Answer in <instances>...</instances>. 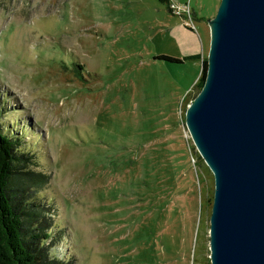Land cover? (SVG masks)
I'll use <instances>...</instances> for the list:
<instances>
[{
  "label": "rangeland",
  "instance_id": "374dc122",
  "mask_svg": "<svg viewBox=\"0 0 264 264\" xmlns=\"http://www.w3.org/2000/svg\"><path fill=\"white\" fill-rule=\"evenodd\" d=\"M172 1L189 18L158 0H0V131L49 223L42 264H210L213 175L180 109L201 61L156 56L182 58L187 34L206 57L220 0Z\"/></svg>",
  "mask_w": 264,
  "mask_h": 264
},
{
  "label": "water",
  "instance_id": "95a60500",
  "mask_svg": "<svg viewBox=\"0 0 264 264\" xmlns=\"http://www.w3.org/2000/svg\"><path fill=\"white\" fill-rule=\"evenodd\" d=\"M208 23L203 86L184 114L213 175L210 264H264V0H220Z\"/></svg>",
  "mask_w": 264,
  "mask_h": 264
},
{
  "label": "trees",
  "instance_id": "16d2710c",
  "mask_svg": "<svg viewBox=\"0 0 264 264\" xmlns=\"http://www.w3.org/2000/svg\"><path fill=\"white\" fill-rule=\"evenodd\" d=\"M163 4L166 10L173 14L188 18L180 13L173 12L171 0H158ZM196 18V13L191 14ZM208 19V18H203ZM157 59L171 62H182L185 60H200L202 68L194 82L195 94L192 98L184 96L181 104L182 118H185L187 105L193 100L203 86L205 72L207 69V57L196 52L183 55L182 58L171 57L168 55H158ZM70 69L67 75V81L83 83V74L79 71L81 67ZM14 143L11 137L0 131V264H42L41 260L46 257L45 247L39 243H44L49 234L46 231L49 228L45 217L39 218V213L33 209L32 193L36 189L28 190L23 187L12 176L13 161L15 159ZM197 157L200 158L199 154ZM202 158H200L201 161ZM208 170V167L206 166ZM213 191L210 200L212 206ZM203 206V203H202ZM44 240V241H43ZM43 246V247H42ZM48 261V260H47Z\"/></svg>",
  "mask_w": 264,
  "mask_h": 264
},
{
  "label": "crops",
  "instance_id": "0c3cea01",
  "mask_svg": "<svg viewBox=\"0 0 264 264\" xmlns=\"http://www.w3.org/2000/svg\"><path fill=\"white\" fill-rule=\"evenodd\" d=\"M171 2L173 4H175L174 1L171 0ZM183 41V44L185 45L184 46V49L185 51L183 52V55H188V54H192V53H196V41H195V38L194 36H189L187 34H185L182 38Z\"/></svg>",
  "mask_w": 264,
  "mask_h": 264
},
{
  "label": "built area",
  "instance_id": "2783aa9c",
  "mask_svg": "<svg viewBox=\"0 0 264 264\" xmlns=\"http://www.w3.org/2000/svg\"><path fill=\"white\" fill-rule=\"evenodd\" d=\"M189 18V17H188Z\"/></svg>",
  "mask_w": 264,
  "mask_h": 264
}]
</instances>
